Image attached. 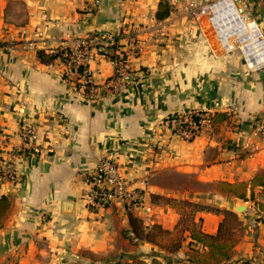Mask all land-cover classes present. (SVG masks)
<instances>
[{
	"label": "crops",
	"instance_id": "crops-1",
	"mask_svg": "<svg viewBox=\"0 0 264 264\" xmlns=\"http://www.w3.org/2000/svg\"><path fill=\"white\" fill-rule=\"evenodd\" d=\"M161 1L0 0V166L11 161L18 172L16 182H0V195L11 201L0 225V264H191L190 237L170 251L126 233L130 214L148 230L173 231L182 214L169 199L203 206L192 221L205 233L221 226L233 236L234 262L264 264V183L253 196L250 189L264 174V145L254 135L264 67L214 48L186 0H166L172 11L158 19ZM130 29L137 33L128 58L136 81L117 94L104 87L114 75L108 58L90 62L99 89L87 98L60 60L44 63L37 55L91 35L116 38L130 51ZM193 109L211 112L214 127L186 141L172 132L170 118ZM22 124L34 126L40 154H12L22 145ZM107 154L119 158L132 187L143 188L137 204L87 206L86 173ZM224 182H246V198L224 190Z\"/></svg>",
	"mask_w": 264,
	"mask_h": 264
},
{
	"label": "built area",
	"instance_id": "built-area-1",
	"mask_svg": "<svg viewBox=\"0 0 264 264\" xmlns=\"http://www.w3.org/2000/svg\"><path fill=\"white\" fill-rule=\"evenodd\" d=\"M125 38L129 41L130 51L123 50L116 38L104 35L78 37L71 45L67 42L62 43L70 46L71 50L66 51L64 57H59L58 60L64 66L65 77L72 79L78 93L87 98L97 96L96 92L99 88L94 83L90 69V62L97 56L108 58L114 66V75L104 84L105 89L111 94H117L122 88L136 81V74L132 72L128 60L129 53H134L137 48L136 31L130 29ZM116 42L118 45L111 47ZM213 127V116L208 111L187 110L170 118L172 132L186 141L195 139L205 130ZM19 134L22 145L13 148L12 154H40L41 148L36 143L34 126L22 124ZM254 135L259 137L264 145V108L254 124ZM86 175L89 187L86 199L87 206L91 210H106L116 203L130 207L141 200L143 188L132 187L131 179L123 173L119 158L115 154L100 157ZM17 179L18 172L13 163L11 161L3 162L0 166V182H16ZM128 234L130 235V233Z\"/></svg>",
	"mask_w": 264,
	"mask_h": 264
},
{
	"label": "trees",
	"instance_id": "trees-1",
	"mask_svg": "<svg viewBox=\"0 0 264 264\" xmlns=\"http://www.w3.org/2000/svg\"><path fill=\"white\" fill-rule=\"evenodd\" d=\"M171 11L172 8L169 2L162 0L159 4V9L156 12V17L158 19H164L170 15ZM92 36L93 35L89 37ZM116 45H118L117 42L113 43L111 47H116ZM70 50V46L61 44L55 48L38 50L37 55L42 62L50 63L59 57H64V53L66 51L69 52ZM222 119H224L223 114H216V120L218 122L222 121ZM263 183V173L256 175L252 179L250 184L252 196L254 187ZM246 187V182L222 183V188L224 190L234 193L237 197L242 199L246 198ZM168 202L180 211L183 216L182 207L188 206L191 208V212L185 214L188 221L187 226H184L182 219H180V223L173 231L164 230L160 226H156L153 230H148V227H146L142 220L130 214L129 218L131 227L126 231L127 234L130 233L128 236L134 241L146 239L170 251L180 249L183 245V241H185L187 237H190L191 241L189 244L190 247L187 250V260L191 264H251L249 260H245L240 263L233 261L235 241L231 238V236L224 235L222 233L221 226L220 231H218L217 234H209L203 232L201 228L192 221V214L205 209L203 206H199L190 201L177 199H169ZM10 207V198L6 195H0V225L4 223ZM185 231H188V235H185ZM195 246H200V248ZM153 264L162 263L158 260H154Z\"/></svg>",
	"mask_w": 264,
	"mask_h": 264
},
{
	"label": "rangeland",
	"instance_id": "rangeland-1",
	"mask_svg": "<svg viewBox=\"0 0 264 264\" xmlns=\"http://www.w3.org/2000/svg\"><path fill=\"white\" fill-rule=\"evenodd\" d=\"M219 1L220 0H186L185 10L196 21H199V19L203 20L204 25L207 27V32H209L215 39V46L213 45L214 48L218 49L221 53H234L236 56H239L241 60H243L248 66H250L242 49L243 45L247 44L248 41L241 42L237 35H233L229 37L230 43L233 44V47L229 51L225 50L223 47L222 41L219 38L221 36L217 31L215 22L212 20V18L216 17L217 15L216 9L218 8V5L216 4ZM234 2L237 5L242 17L248 20H254L257 23L256 27L260 30L261 35L264 38V0H234ZM263 67L264 63H261L257 67L250 66L252 69H261ZM182 210L184 214V216L182 215V222L184 223V226H187L188 221L185 214L191 212V208L186 206L182 207ZM232 224H234V226ZM237 224L238 222L236 219L231 218V225L236 227ZM231 238L234 240L233 236H231Z\"/></svg>",
	"mask_w": 264,
	"mask_h": 264
},
{
	"label": "bare ground",
	"instance_id": "bare-ground-1",
	"mask_svg": "<svg viewBox=\"0 0 264 264\" xmlns=\"http://www.w3.org/2000/svg\"><path fill=\"white\" fill-rule=\"evenodd\" d=\"M216 5L217 15L213 20L225 50L233 47L229 37L237 35L241 42L248 41L242 47L247 62L252 67L264 63V38L256 27L257 23L242 17L234 0H220Z\"/></svg>",
	"mask_w": 264,
	"mask_h": 264
},
{
	"label": "water",
	"instance_id": "water-1",
	"mask_svg": "<svg viewBox=\"0 0 264 264\" xmlns=\"http://www.w3.org/2000/svg\"><path fill=\"white\" fill-rule=\"evenodd\" d=\"M244 208H245V205H240V206H238L236 209L238 210V211H242V210H244ZM169 260H170V258L168 257V256H166Z\"/></svg>",
	"mask_w": 264,
	"mask_h": 264
}]
</instances>
